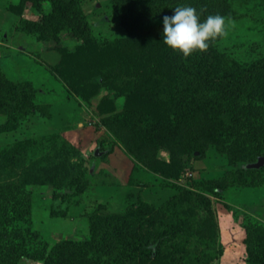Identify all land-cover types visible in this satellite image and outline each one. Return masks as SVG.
Returning a JSON list of instances; mask_svg holds the SVG:
<instances>
[{"label":"rangeland","instance_id":"374dc122","mask_svg":"<svg viewBox=\"0 0 264 264\" xmlns=\"http://www.w3.org/2000/svg\"><path fill=\"white\" fill-rule=\"evenodd\" d=\"M160 1L168 15L203 4ZM127 2L0 0V87L18 83L27 103L13 120L0 96V126L16 125L0 131V264H174L166 251L119 256L124 243L112 239L145 242L174 207L204 216L193 255L264 264V164L239 162L245 148L229 152L218 133L229 120L243 135L264 131L263 70L232 94L188 89L170 108L155 98L141 106L113 78L147 9L146 0ZM217 13L225 30L216 72L242 75L264 60V0H225ZM133 108L159 118L139 128L129 123Z\"/></svg>","mask_w":264,"mask_h":264},{"label":"trees","instance_id":"16d2710c","mask_svg":"<svg viewBox=\"0 0 264 264\" xmlns=\"http://www.w3.org/2000/svg\"><path fill=\"white\" fill-rule=\"evenodd\" d=\"M127 1V5H131L139 0ZM146 1L147 9L138 20H135V23L140 25L138 28L140 33L134 35L132 38L134 40L131 41L130 45L125 44L123 46V55L120 59L123 69L120 71L121 73L113 76L114 79L119 80L116 88L126 96L138 98L141 106L151 108L155 98L157 104L170 108V100H173L175 96L185 99L188 89L189 92H201L208 88H214L220 89L223 95H228L244 90V85L246 87L249 82L250 74L261 69L264 76V60L242 75H222L216 72L214 44L219 35L210 41L206 49L194 50L187 56L173 50L162 40V21L167 12L166 6L163 5L165 10L161 6L165 2L160 0ZM59 2L63 4L68 0H59ZM224 2L225 0H202L203 4L198 12L200 18L204 19L209 14L220 11ZM142 3L139 4L142 5ZM104 78L108 79L109 74L104 75L102 79ZM0 89H2L0 96L10 103L9 113H15L14 120L22 109L27 107L25 93L22 90L24 88H21L18 83H13L10 89L4 87H0ZM12 102L15 103L14 106H11ZM128 113L132 115L129 123L132 122L139 128H150V124L159 118V115L152 112L144 114L143 110L137 111L135 108L129 109ZM13 120L10 119V122L3 123L0 126V131L13 130L16 126L15 123L12 124ZM252 128L254 130L250 129L246 135H243L237 125L230 120L228 122L220 121V128H218V133L225 137L224 146L229 152L233 151L229 149L234 146L245 148L246 154L240 153L237 159L246 165L254 163L259 157H264V140H261L264 137V131L257 132L256 127L252 126ZM237 171L243 176L256 170L239 167ZM245 183V185H251L248 181ZM203 217L192 208L185 214L174 207L161 223L160 226L162 227L153 229L154 234L149 237V241L130 242L131 239L116 236L112 238L113 246H117L120 242L124 243L119 254L123 257L140 258L151 254L160 257L166 251L167 255H175L174 264H210L215 259V255L209 250L197 256L193 255L188 248L194 243V231L201 227ZM104 241L103 239L101 242L95 240V244Z\"/></svg>","mask_w":264,"mask_h":264},{"label":"clouds","instance_id":"9594fccd","mask_svg":"<svg viewBox=\"0 0 264 264\" xmlns=\"http://www.w3.org/2000/svg\"><path fill=\"white\" fill-rule=\"evenodd\" d=\"M162 40L185 56L206 49L212 39L225 30L224 16L209 14L201 19L191 4H178L171 15L163 16Z\"/></svg>","mask_w":264,"mask_h":264},{"label":"water","instance_id":"95a60500","mask_svg":"<svg viewBox=\"0 0 264 264\" xmlns=\"http://www.w3.org/2000/svg\"><path fill=\"white\" fill-rule=\"evenodd\" d=\"M96 154H97V152H96ZM263 164H264V157H259L257 162L252 163V164H248L247 167L248 168H258Z\"/></svg>","mask_w":264,"mask_h":264}]
</instances>
